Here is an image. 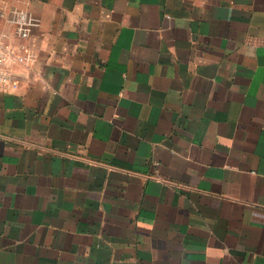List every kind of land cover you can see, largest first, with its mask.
Instances as JSON below:
<instances>
[{
  "label": "crops",
  "instance_id": "obj_1",
  "mask_svg": "<svg viewBox=\"0 0 264 264\" xmlns=\"http://www.w3.org/2000/svg\"><path fill=\"white\" fill-rule=\"evenodd\" d=\"M0 8V264H264V0Z\"/></svg>",
  "mask_w": 264,
  "mask_h": 264
},
{
  "label": "built area",
  "instance_id": "obj_2",
  "mask_svg": "<svg viewBox=\"0 0 264 264\" xmlns=\"http://www.w3.org/2000/svg\"><path fill=\"white\" fill-rule=\"evenodd\" d=\"M9 15L10 21L14 24L15 35L19 37H27L33 31V29L38 25V19L32 13L17 9L10 8L5 10L0 8V83L9 84L8 77L3 72V66L7 58L8 46L6 45L2 30L1 21ZM9 51V50H8ZM26 57L30 58L31 55L27 54Z\"/></svg>",
  "mask_w": 264,
  "mask_h": 264
}]
</instances>
